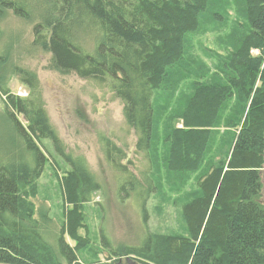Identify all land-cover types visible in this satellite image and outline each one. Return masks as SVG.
I'll return each instance as SVG.
<instances>
[{
    "label": "trees",
    "instance_id": "trees-1",
    "mask_svg": "<svg viewBox=\"0 0 264 264\" xmlns=\"http://www.w3.org/2000/svg\"><path fill=\"white\" fill-rule=\"evenodd\" d=\"M33 1L44 20L33 26L32 45L51 55L55 71L73 73L119 99L137 137L135 154L151 163L156 92L174 89L187 61V36L208 15L221 23L224 7L217 0ZM7 12L29 19L30 4L0 0V24ZM238 14L246 24L210 77L204 66L191 62L196 68L192 94L174 116L180 126L169 128L164 138L169 172L205 170L197 192L182 206L185 235L145 231L139 246L116 249L100 231L101 247L111 258L137 264H264V0H244ZM78 36L92 37V53ZM14 73L28 96L13 95L0 81L3 114L19 141L15 154L0 162V264H100L79 261L78 252L89 239L77 233L86 227L82 207L100 191V183L83 157L66 151L50 125L35 75ZM217 139L220 147L210 157ZM42 141L50 142L69 167L60 180L64 213L58 232L48 218L35 217L31 202L48 161ZM102 145L105 159L125 176L119 193L139 199L145 222L146 201L156 191L150 173L137 179L121 164L126 158L121 149L107 140Z\"/></svg>",
    "mask_w": 264,
    "mask_h": 264
},
{
    "label": "rangeland",
    "instance_id": "rangeland-1",
    "mask_svg": "<svg viewBox=\"0 0 264 264\" xmlns=\"http://www.w3.org/2000/svg\"><path fill=\"white\" fill-rule=\"evenodd\" d=\"M27 1L31 9L29 19L7 12L1 21L0 50L4 52L5 61L0 66V81L6 84L13 95L24 99L28 96V90L14 71L19 69L35 75L50 125L66 151L73 156L83 157L100 183V191L92 196L90 203L82 207L86 227L77 233L89 241L78 252L79 261L137 264L132 259H127L131 260L127 262L126 257L119 260L111 258L108 251L101 247L100 231L116 249L139 246L146 235L145 231L153 234L185 235L182 206L197 192L200 176L205 170L203 168L191 174L169 172L165 162L167 149L164 138L169 128L180 126L174 116L192 94L196 68L190 65L191 62L204 66L210 77L220 60L234 49L233 39L241 34V26L246 24L242 15L238 14V8L244 0H217L224 7V15L221 13L222 22L214 23L208 15L202 18L199 29L187 36L184 72L177 73L172 91H157L155 95L151 163L143 154H135L137 137L134 130L126 124L123 105L119 99L108 89L89 80L81 79L73 73L62 74L55 71L50 65L51 55L32 45L33 26L42 22L44 15L35 10L38 5L33 0ZM91 38H77L81 40L83 49L90 53L93 52L95 44ZM252 54L257 53L253 51ZM18 120L23 125L26 124L22 116H18ZM104 140L125 153L126 158L121 164L137 179L150 173L156 191L146 201L145 222L139 199L132 195L126 198L118 191L125 176L117 172L105 159L102 145ZM17 146L19 141L4 117L0 101V162L6 160V154H15L14 149ZM39 146L48 161L37 180V195L31 202L35 208V217L48 218L51 228L58 232L63 224L64 213L60 180L69 171V167L55 154L50 142L42 141ZM219 147L220 142L217 139L211 148L210 157L216 155ZM261 181L260 203L264 206V170ZM64 239L71 247L74 246V241L67 235Z\"/></svg>",
    "mask_w": 264,
    "mask_h": 264
}]
</instances>
